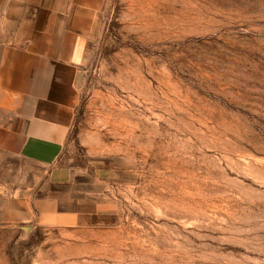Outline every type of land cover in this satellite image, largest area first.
<instances>
[{"label":"rangeland","instance_id":"1","mask_svg":"<svg viewBox=\"0 0 264 264\" xmlns=\"http://www.w3.org/2000/svg\"><path fill=\"white\" fill-rule=\"evenodd\" d=\"M80 83L69 183L0 147V264H264V0H110Z\"/></svg>","mask_w":264,"mask_h":264},{"label":"crops","instance_id":"2","mask_svg":"<svg viewBox=\"0 0 264 264\" xmlns=\"http://www.w3.org/2000/svg\"><path fill=\"white\" fill-rule=\"evenodd\" d=\"M109 3L0 0V108L5 114L0 147L46 168V182L55 186L72 177L58 160L80 101L81 73Z\"/></svg>","mask_w":264,"mask_h":264}]
</instances>
